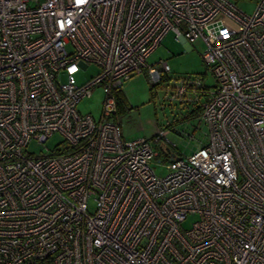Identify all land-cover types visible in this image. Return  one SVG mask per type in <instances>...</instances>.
<instances>
[{
  "label": "built area",
  "instance_id": "built-area-1",
  "mask_svg": "<svg viewBox=\"0 0 264 264\" xmlns=\"http://www.w3.org/2000/svg\"><path fill=\"white\" fill-rule=\"evenodd\" d=\"M169 30L203 41L214 84L169 88L201 105L207 141L176 155L157 127L159 176L151 138L125 139L114 114L130 75L169 71L146 64ZM97 86L95 118L77 103ZM54 132L53 150H30ZM0 264H264V0L251 13L231 0H0Z\"/></svg>",
  "mask_w": 264,
  "mask_h": 264
},
{
  "label": "rangeland",
  "instance_id": "rangeland-1",
  "mask_svg": "<svg viewBox=\"0 0 264 264\" xmlns=\"http://www.w3.org/2000/svg\"><path fill=\"white\" fill-rule=\"evenodd\" d=\"M231 1L246 13H251L255 7V0ZM203 48L204 43L201 39L184 42L176 38L173 30H169L146 58L147 65L154 64L159 70L158 61L164 60L169 66V71L161 73L160 79L155 80L148 72V68L143 66L140 72L133 73L122 84L124 98L122 103L126 108L118 118L122 135L125 139L151 138L150 144L154 154L149 158V165L159 176L169 172L167 164L170 159L161 148L162 141H154L152 138L157 127L169 128V137L175 143L171 145V149L176 155H187L207 141L206 124L199 116L186 115L188 113L186 108L193 104L179 102L171 96L169 89L175 79L187 75L202 76L207 84H214L210 68L201 60ZM95 71L94 65L85 70L80 69L72 75V81L83 84ZM58 80L67 81L68 77L64 72H60ZM103 98V89L97 86L89 96L77 103V109L98 118L101 115ZM62 139L63 136L59 132H54L43 145L31 143L29 148L36 153L46 152L53 150L55 144ZM194 219V215H189L183 225L189 226Z\"/></svg>",
  "mask_w": 264,
  "mask_h": 264
},
{
  "label": "trees",
  "instance_id": "trees-1",
  "mask_svg": "<svg viewBox=\"0 0 264 264\" xmlns=\"http://www.w3.org/2000/svg\"><path fill=\"white\" fill-rule=\"evenodd\" d=\"M123 92L119 90L116 92V113L114 114V119L116 122L119 123V116L125 111V105H123ZM201 112V105H195L194 108L188 110L187 116H199Z\"/></svg>",
  "mask_w": 264,
  "mask_h": 264
},
{
  "label": "crops",
  "instance_id": "crops-1",
  "mask_svg": "<svg viewBox=\"0 0 264 264\" xmlns=\"http://www.w3.org/2000/svg\"><path fill=\"white\" fill-rule=\"evenodd\" d=\"M182 41H183V40H182ZM184 42H186V41H184ZM201 77H202V76H201ZM202 79H203L204 83L207 85L206 80L204 79V77H202ZM191 108H194V107H192V106L189 107V106H188L186 109H187V110H190ZM151 133H152V132H151ZM151 133H150V134H151Z\"/></svg>",
  "mask_w": 264,
  "mask_h": 264
},
{
  "label": "water",
  "instance_id": "water-1",
  "mask_svg": "<svg viewBox=\"0 0 264 264\" xmlns=\"http://www.w3.org/2000/svg\"><path fill=\"white\" fill-rule=\"evenodd\" d=\"M167 150H169L168 148H166Z\"/></svg>",
  "mask_w": 264,
  "mask_h": 264
}]
</instances>
